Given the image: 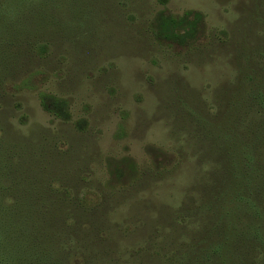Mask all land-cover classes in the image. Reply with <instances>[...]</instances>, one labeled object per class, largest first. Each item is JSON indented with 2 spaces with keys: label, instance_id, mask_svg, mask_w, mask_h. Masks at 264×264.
I'll list each match as a JSON object with an SVG mask.
<instances>
[{
  "label": "rangeland",
  "instance_id": "obj_1",
  "mask_svg": "<svg viewBox=\"0 0 264 264\" xmlns=\"http://www.w3.org/2000/svg\"><path fill=\"white\" fill-rule=\"evenodd\" d=\"M71 1L0 0V139L47 144L64 157L52 188L72 205L85 193L79 207L93 210L71 215L63 201L65 221L75 223L64 237L40 229L48 217L40 212L19 216L40 221L30 231L50 237L47 252L10 223L21 247L0 234V264H175L191 237L173 211L201 175L170 99L174 90V105L192 91L208 103L222 94L239 52L264 48V0H116L101 26L91 6ZM188 11L207 34L196 40L218 45L202 56L152 35L159 21ZM39 93L66 100L70 120L43 111ZM12 184L0 187L8 207Z\"/></svg>",
  "mask_w": 264,
  "mask_h": 264
},
{
  "label": "trees",
  "instance_id": "obj_2",
  "mask_svg": "<svg viewBox=\"0 0 264 264\" xmlns=\"http://www.w3.org/2000/svg\"><path fill=\"white\" fill-rule=\"evenodd\" d=\"M113 1L116 0L71 2L73 7H77L78 2L91 6L93 20L101 26ZM166 23L171 30L168 35L163 32ZM158 29L152 31L155 38L188 46L194 56H202L207 49L218 47L213 38L207 44L199 42L207 35L199 13L188 11L178 17H166L158 22ZM222 45L219 47H227ZM238 56L235 78L224 86L222 94L209 97L210 103L197 91L184 95L174 105V90V97L170 99V108L184 121L181 131L191 135L189 140L195 149L192 156L197 160L196 174L201 175H196L193 188L182 205L173 211L186 224L191 237V243L174 257L175 264H264V48L239 52ZM4 92V85H0V102ZM38 97L43 111L60 121L70 120L66 100L45 93H39ZM0 130L6 134L2 125ZM0 140V187L10 191L6 180L11 177L10 189L15 190L16 197L13 207L0 199L3 238L7 237L14 248L20 249L21 243H17L15 237L18 231L14 232L11 226H24L26 240L40 246L39 250L44 240L50 239L47 235L34 238V231H30L40 221L31 224V218L19 219L32 211L40 212V220L48 216L47 221H41L40 229L50 227L54 229L50 234L63 233V237L66 232L72 233L70 230L75 223L65 221L67 211L73 215L74 207L85 204L86 194L79 195L80 204L72 205L71 200L52 188L53 181L58 179L53 171L64 163V157L53 155L46 149L47 144L36 140L15 143L5 137ZM63 201H68L66 213L60 207ZM79 208L87 214L93 210ZM40 250L41 254L47 252ZM61 264H65L64 260Z\"/></svg>",
  "mask_w": 264,
  "mask_h": 264
}]
</instances>
